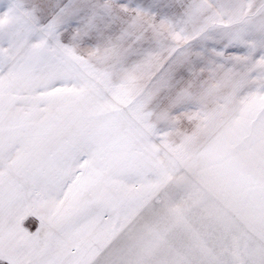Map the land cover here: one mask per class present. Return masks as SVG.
<instances>
[{"label":"snow or ice","instance_id":"snow-or-ice-1","mask_svg":"<svg viewBox=\"0 0 264 264\" xmlns=\"http://www.w3.org/2000/svg\"><path fill=\"white\" fill-rule=\"evenodd\" d=\"M0 264H264V0H0Z\"/></svg>","mask_w":264,"mask_h":264}]
</instances>
